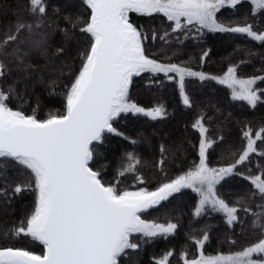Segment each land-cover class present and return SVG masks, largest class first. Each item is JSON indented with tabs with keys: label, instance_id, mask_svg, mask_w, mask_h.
I'll return each instance as SVG.
<instances>
[{
	"label": "trees",
	"instance_id": "1",
	"mask_svg": "<svg viewBox=\"0 0 264 264\" xmlns=\"http://www.w3.org/2000/svg\"><path fill=\"white\" fill-rule=\"evenodd\" d=\"M43 3L46 13L42 18L37 13V18L42 24L39 31L47 35V57L33 53L26 62L35 67L27 72L9 63L8 73L0 79V87L5 91L9 85L16 89L9 106L27 115L35 109L38 118L64 111L68 86L82 64L80 54L90 45L89 34L82 33L79 30L82 24L78 23L90 16L91 10L84 0H43ZM17 16L33 19L28 13V0H0V40L8 34ZM216 18L228 27L251 25L253 31L264 33V9L253 12L249 0H241L235 7L225 5ZM129 20L147 37L143 45L149 58L162 64L176 63L207 77L184 78V95L190 99L189 106L183 103L176 73L135 75L129 85V100L145 110L162 107L165 114L154 119L121 113L113 121V127L123 135L106 133L93 144L91 165L101 170L106 183L116 184L119 190L154 191L199 163L201 135L193 124L201 117L207 128L206 139L214 141L206 151L208 166L219 169L234 163L247 144L243 131L250 127L254 138L255 131L264 127V97L252 107L247 101L233 99L230 89L211 77L223 75L230 66H238L240 78L264 76V42L246 33L211 31L195 23L175 29L174 22L162 13L148 16L132 12ZM62 29H67L69 38ZM57 48L64 49L59 56L55 55ZM205 52L207 56L201 60ZM255 87L264 89V81L258 80ZM132 140L137 142L133 144ZM255 147L256 152L216 185L217 195L237 207L236 221L229 225L222 212L208 206L202 215L196 216L199 195L191 188H182L141 215L148 222L174 223L175 232L152 238L139 233L131 235V242L137 243L138 248L126 250L118 264H156L168 252L172 253L168 264H185V259L198 258L201 251L205 256L230 254L257 242L260 231L254 228L253 221L258 216L264 219V197L254 188L251 178L257 175L264 178V139L258 140ZM127 153H134L140 163L135 171L121 176L118 173L128 163ZM29 176L28 170L11 158H0V189L4 190L0 193V247H20L43 255L44 246L39 241L22 234L10 235L22 221L26 225L35 207V191L20 194L12 191L17 182ZM137 176L143 177V183ZM205 233L208 240L200 249L195 240L202 239Z\"/></svg>",
	"mask_w": 264,
	"mask_h": 264
},
{
	"label": "snow or ice",
	"instance_id": "2",
	"mask_svg": "<svg viewBox=\"0 0 264 264\" xmlns=\"http://www.w3.org/2000/svg\"><path fill=\"white\" fill-rule=\"evenodd\" d=\"M240 2L84 0L91 10L90 16L87 20H78V23L82 24L79 30L89 34L90 45L80 54L82 64L68 86L64 111L38 118L34 109L33 114L27 115L9 106L15 87L9 85L7 91L0 87V158H11L30 173L27 180L15 184L14 194L26 190L36 193L35 207L26 219V225L22 221L10 235L18 237L22 234L44 246L43 255L20 247H0V264H118L120 257L127 254L126 250L138 248V244L130 240L132 234L152 238L175 232L176 224L148 222L141 219L140 213L182 188H191L199 194L196 216L202 215L208 206L224 213L229 225L236 221L237 207L217 195L216 185L256 152V142L264 139V127L255 131L254 138L253 130L247 127L243 131L247 144L238 159L217 169L206 163V151L214 141L206 139L203 118L197 119L193 127L198 128L201 135L199 163L154 191L146 188L119 190L116 184L106 183L101 170L94 169L90 162L94 160V141H101L105 133L123 135L113 127V121L121 113H143L154 119L165 114L162 107L145 110L129 100L133 75L176 73L183 103L189 106L190 99L184 95V78H205L204 73L191 68L176 63L162 64L149 58L143 45L147 37L130 22L129 13L148 16L162 13L174 22L175 29L195 23L211 31L246 33L254 40L264 42V33L253 31L251 25L228 27L218 22L216 13L222 7L226 4L235 7ZM251 4L253 12L264 9V0H251ZM28 13L33 18L31 21L17 16L8 34L0 40V79L8 73L9 63L27 72L35 67L26 62L33 53L48 55L47 35L39 31L42 24L37 18V13L40 18L46 13L43 0H28ZM62 31L69 38L67 29ZM63 51V48H57L55 55L59 56ZM205 56L207 52L203 53L201 60ZM237 68L230 66L222 77L211 78L231 87L233 99L247 101L255 107L264 97V89L255 85L258 80L264 81V76L240 78ZM126 156L128 163L118 175L135 171V166L140 163L134 153ZM160 163L163 164V160ZM137 179L143 183V177L137 176ZM251 183L264 197V178L253 176ZM3 192L0 189V193ZM253 226L260 231V239L254 244L227 255L205 256L201 251L198 258L185 259V264H264V219L258 216ZM207 240L205 233L195 243L203 249ZM254 254H258L255 259ZM171 255V252L166 253L156 264H168Z\"/></svg>",
	"mask_w": 264,
	"mask_h": 264
},
{
	"label": "rangeland",
	"instance_id": "3",
	"mask_svg": "<svg viewBox=\"0 0 264 264\" xmlns=\"http://www.w3.org/2000/svg\"><path fill=\"white\" fill-rule=\"evenodd\" d=\"M249 1H251V0H249ZM227 5V4H226ZM224 75V74H223ZM223 75H221V76H218L217 78H220V77H222ZM186 77H190V76H186ZM195 78H200L199 76H194ZM205 77H207L206 75H205ZM179 79V78H178ZM213 81H215L216 83H218V84H220V85H223V86H226L227 88H229L230 89V91H231V94H232V88L231 87H229L227 84H221L220 82H219V79H212ZM182 100H183V97H182ZM133 113V112H132ZM136 114H141V115H144V116H147V115H145V114H143V113H136ZM147 117H150V116H147ZM150 118H152V117H150ZM157 118V117H156ZM225 177V176H224ZM195 192V191H194ZM197 193V192H196ZM174 193H172L171 195H173ZM198 194V193H197ZM170 195V196H171ZM199 195V194H198ZM169 196V197H170ZM168 197V198H169ZM199 200H200V196H199ZM164 201V200H163ZM198 204H199V202H198ZM198 206V205H197ZM224 214V213H223ZM225 215V214H224ZM226 217V216H225ZM227 219V218H226ZM137 234V233H136ZM225 255H227V254H225ZM254 255H256V254H254ZM253 255V256H254ZM213 256H215V255H213Z\"/></svg>",
	"mask_w": 264,
	"mask_h": 264
},
{
	"label": "water",
	"instance_id": "4",
	"mask_svg": "<svg viewBox=\"0 0 264 264\" xmlns=\"http://www.w3.org/2000/svg\"><path fill=\"white\" fill-rule=\"evenodd\" d=\"M134 76H135V75H133L132 78H133ZM132 78H131V79H132ZM105 134H106V133H105ZM103 135H104V134H103ZM97 142H99V141H94L93 144H95V143H97ZM93 144H92V145H93ZM162 202H163V201H161L160 203H162ZM160 203H159V204H160ZM159 204L154 205V206H152L151 208L146 209L145 211L141 212V213H140V216L143 215L144 213H146L147 211H149L150 209H153V208L157 207ZM134 234H135V233H134ZM132 235H133V234H132ZM40 243H41V242H40ZM41 244H42V243H41ZM42 245H43V244H42Z\"/></svg>",
	"mask_w": 264,
	"mask_h": 264
}]
</instances>
